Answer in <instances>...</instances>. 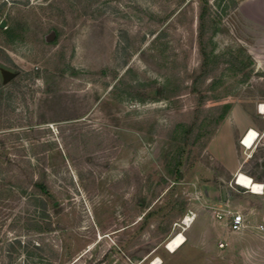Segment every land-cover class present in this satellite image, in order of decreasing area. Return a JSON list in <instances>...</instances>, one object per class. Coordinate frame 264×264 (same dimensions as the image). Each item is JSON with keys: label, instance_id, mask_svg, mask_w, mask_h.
<instances>
[{"label": "rangeland", "instance_id": "374dc122", "mask_svg": "<svg viewBox=\"0 0 264 264\" xmlns=\"http://www.w3.org/2000/svg\"><path fill=\"white\" fill-rule=\"evenodd\" d=\"M205 4L203 94L163 97L200 62L199 0H0V162L30 156L50 194L0 184V264H264V0ZM198 98L231 106L192 146L176 113Z\"/></svg>", "mask_w": 264, "mask_h": 264}, {"label": "trees", "instance_id": "16d2710c", "mask_svg": "<svg viewBox=\"0 0 264 264\" xmlns=\"http://www.w3.org/2000/svg\"><path fill=\"white\" fill-rule=\"evenodd\" d=\"M199 1L200 6L197 14L198 25L196 39L200 62L193 74L192 81L190 85L184 87L178 84L172 87L164 86L163 89H158V95L173 97L186 92H191L193 95L197 96H202L201 94H203L201 84L205 78L211 74V67L209 66L206 52H204L205 45L203 42L204 33L208 28L209 18L205 0ZM182 88H184V90ZM137 94L143 95L142 92ZM201 102L202 98H198L196 100V105L184 110H179L178 113H176L179 118L181 117V119L184 120V128L182 131V141L184 144L192 146L202 144V138L212 133L231 106L230 102H218L210 107H203ZM214 112H217V114H214ZM36 130L38 131V129L25 130L24 134L35 133L37 132ZM26 139H34V136L27 137ZM38 145L39 143L37 142L29 145L33 154L36 153V147ZM23 149V145L18 148V150ZM21 156L22 157L19 159H16V162L10 160H6L4 163L0 162V184L7 182L9 184H21L25 188H29L36 202L45 209L47 198L50 194L48 192L45 176L43 175L44 172L35 170V164H32L30 156H26L25 153H21ZM17 165H19V167ZM253 178H255V176ZM40 228L51 229L52 222L46 220L44 225Z\"/></svg>", "mask_w": 264, "mask_h": 264}, {"label": "water", "instance_id": "95a60500", "mask_svg": "<svg viewBox=\"0 0 264 264\" xmlns=\"http://www.w3.org/2000/svg\"><path fill=\"white\" fill-rule=\"evenodd\" d=\"M4 25H5V20L3 19L0 21V27H3ZM52 35H53V32H51L48 35L47 39H50ZM0 75H1L2 82L6 83L16 75V72L7 67L0 66ZM149 92L152 94H156L157 92L156 87L151 89ZM201 188H202V191L206 199H210L216 196L219 191L217 185L214 183L203 182L201 183ZM221 194H222L223 199H226V189L224 187H221Z\"/></svg>", "mask_w": 264, "mask_h": 264}, {"label": "bare ground", "instance_id": "6f19581e", "mask_svg": "<svg viewBox=\"0 0 264 264\" xmlns=\"http://www.w3.org/2000/svg\"><path fill=\"white\" fill-rule=\"evenodd\" d=\"M258 110L262 113H264V103L260 104L258 106ZM250 130V129H249ZM249 133V131H248ZM247 133V134H248ZM245 138V137H244ZM243 138V139H244ZM243 142V140L241 141V143ZM253 179V178H252ZM247 187L248 189L252 192V193H260L261 192V184L254 181V182H247ZM190 219L191 217L189 215H186L185 218H184V224L186 226L189 225L190 223ZM184 236L180 233L178 234H175L174 236H172L169 240H167V242L165 243V247L169 250V251H174L176 250L182 243H184ZM158 261V260H156Z\"/></svg>", "mask_w": 264, "mask_h": 264}, {"label": "built area", "instance_id": "2783aa9c", "mask_svg": "<svg viewBox=\"0 0 264 264\" xmlns=\"http://www.w3.org/2000/svg\"><path fill=\"white\" fill-rule=\"evenodd\" d=\"M250 128H248L244 134L242 135L241 137V141L243 140V138L247 135L248 131H249ZM261 184V191L263 190V183H260ZM226 213H228V211H218L217 215L219 217H222V215H225ZM230 214V218L227 222V226L229 227L230 230L232 231H237V230H240L242 228L245 227L246 225V219L244 217V214L240 211H233V212H229ZM260 228H263V224H260L259 225Z\"/></svg>", "mask_w": 264, "mask_h": 264}, {"label": "crops", "instance_id": "0c3cea01", "mask_svg": "<svg viewBox=\"0 0 264 264\" xmlns=\"http://www.w3.org/2000/svg\"><path fill=\"white\" fill-rule=\"evenodd\" d=\"M251 148V147H250ZM235 172H237V170L235 171ZM235 172H234V174H235ZM239 175H241L239 172L238 173H236L235 174V178L234 179H236Z\"/></svg>", "mask_w": 264, "mask_h": 264}]
</instances>
